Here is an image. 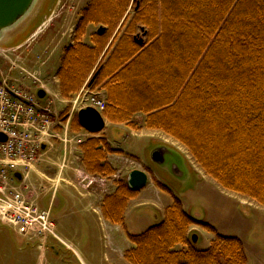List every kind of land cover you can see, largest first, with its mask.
Instances as JSON below:
<instances>
[{
  "label": "trees",
  "instance_id": "obj_1",
  "mask_svg": "<svg viewBox=\"0 0 264 264\" xmlns=\"http://www.w3.org/2000/svg\"><path fill=\"white\" fill-rule=\"evenodd\" d=\"M90 26L98 30L88 45ZM74 36L57 73L63 99L98 72L91 89L105 92L109 122L136 129L134 118L144 115L148 129L184 145L223 189L264 207V0H90ZM70 127L82 130L77 116ZM79 148L88 175L117 174L109 158L123 152L105 136ZM139 193L117 181L103 218L124 227ZM193 226L215 235L208 249L195 248ZM128 238L130 264H247L240 239L191 216L176 197L160 223Z\"/></svg>",
  "mask_w": 264,
  "mask_h": 264
},
{
  "label": "rangeland",
  "instance_id": "obj_2",
  "mask_svg": "<svg viewBox=\"0 0 264 264\" xmlns=\"http://www.w3.org/2000/svg\"><path fill=\"white\" fill-rule=\"evenodd\" d=\"M89 3L90 0H38L28 20L16 31L8 33L1 44L9 49L23 44L20 48L28 55V68L41 70L44 90L49 92L57 110L58 119L54 123V133L56 131L63 134L65 130L70 132L69 119L72 120L78 112L76 107L73 112V102L79 96L96 94L106 102L105 92L99 88L91 89L92 85L89 84L71 100L55 96L58 94L57 73L63 52L74 43L75 26ZM97 30L98 27L90 26L83 42L91 44V36ZM39 56L42 66L33 64ZM103 59L102 57L101 61ZM133 121L136 129L108 123L104 132L98 135L107 137L121 149L137 157L126 155L128 158H123V170L117 172L120 175L105 181L108 182L105 188L107 191L111 188L113 192L116 182L121 179L126 181L135 168L143 170L149 177L145 188L131 200L130 207L134 210L129 213L125 226L104 224L96 217L95 222L91 223L92 226H89L86 219H82L79 210L73 206V202L66 200L62 204V191L58 190L55 197L57 202L54 201L56 205L51 210V216L64 243H60V250L52 257H40L38 264H79L67 250L80 255L88 264H130L124 257V253L133 246L128 234H141L160 223L174 197L181 201L185 212L212 226L220 235L241 239L245 246L247 264H264V207L246 196L223 189L201 169L184 145L162 131L148 129L144 115H137ZM154 144L168 146L174 150L175 157L166 155L163 162H155ZM113 156L116 159L118 157ZM119 161L120 159L118 163ZM37 171L43 173V166L37 168ZM57 171L59 172V168ZM33 179L32 185H40L36 174ZM32 189L28 191V195L34 197ZM68 222H77L79 226L77 229L63 230ZM191 230V238L195 235L198 239L194 243L196 249L206 250L211 246L215 238L213 233L202 226H193ZM177 249H182V246ZM15 252L18 253L17 250ZM28 264H32V261H28Z\"/></svg>",
  "mask_w": 264,
  "mask_h": 264
},
{
  "label": "built area",
  "instance_id": "obj_3",
  "mask_svg": "<svg viewBox=\"0 0 264 264\" xmlns=\"http://www.w3.org/2000/svg\"><path fill=\"white\" fill-rule=\"evenodd\" d=\"M27 56L23 48L0 47V222L45 248L50 239L63 240L51 209L41 208L28 195L26 179L44 147L56 139L58 115L48 91L47 99H38L37 90L44 89L42 72L28 68ZM33 64L42 66L41 57ZM75 107L78 111L91 107L103 114L106 102L96 94L79 96L73 102V112ZM17 172L23 174L21 183L14 178Z\"/></svg>",
  "mask_w": 264,
  "mask_h": 264
},
{
  "label": "crops",
  "instance_id": "obj_4",
  "mask_svg": "<svg viewBox=\"0 0 264 264\" xmlns=\"http://www.w3.org/2000/svg\"><path fill=\"white\" fill-rule=\"evenodd\" d=\"M55 96H61L59 84L58 94ZM104 120L105 127L108 123H111L105 116ZM67 126H69V123ZM55 135L56 139L53 140L51 146L45 147V150L39 158V162L36 164L37 167H33L30 174L27 176L26 184L29 186V190L33 188L32 190L35 197L34 198L30 196L31 199L33 200L34 198L33 201L41 208H50L52 210L56 205L55 203L57 202V198H55L57 196L56 192L60 190V192L62 191V204L66 200L73 202V206L79 210L82 219H86L89 226H92L91 223L95 222V217L98 218V220L100 219L104 224L108 223L103 218L102 204L104 197L107 194L112 193L111 188H109V190L107 191L105 188L108 182L106 183L105 179L88 175L85 172L82 164V156L79 146L83 141L89 138L90 134L85 130L75 132L70 129V132L69 130H65L63 134L55 131ZM106 139L113 148H117L118 150H121L123 152L122 155H118L117 159L114 156L110 158V162L117 169V172H119L121 169L123 170V167H121L122 164H124L123 160L128 158L126 157V155L130 154L121 149L118 145L114 144L107 137ZM62 140L64 143L60 142ZM154 145L155 150L169 149V147L164 144ZM130 156L135 157L134 155ZM118 159H120V163H118ZM42 166L44 168V171L43 173H40L37 171V168H40ZM57 168H59V172L57 171ZM135 169L143 171L139 168ZM35 174L38 176V179L40 181V185L38 186L32 185V180L34 181L33 175ZM61 202H58V205H61ZM130 203L128 204L125 213V221L127 220L129 213H132L134 210L133 207H130ZM71 223L72 224H69L68 222V225L65 226L63 230L78 228L79 223ZM60 246L61 245L59 242L50 239L48 240L46 247L42 248L38 240H30L28 237L20 235L12 227L9 228L3 223L0 224L1 264H28V261H32V264H38L40 257H43V259H47V257H52V255L57 254V250H60ZM15 250H17L19 254L16 253ZM67 252L72 255V258L77 263L88 264L87 261L80 255L76 254L79 257L77 258L74 253L69 252L68 250Z\"/></svg>",
  "mask_w": 264,
  "mask_h": 264
},
{
  "label": "water",
  "instance_id": "obj_5",
  "mask_svg": "<svg viewBox=\"0 0 264 264\" xmlns=\"http://www.w3.org/2000/svg\"><path fill=\"white\" fill-rule=\"evenodd\" d=\"M38 0H0V44L7 38V34L16 31L33 13ZM102 32V29L99 30ZM105 54L103 55V58ZM98 72L90 81V86L95 82ZM39 99L46 98L44 90H39L37 93ZM77 119L83 130L93 135H99L105 129L104 116L93 108H85L78 112ZM3 137L0 135V140ZM161 150H155L153 160L155 162H163L164 156ZM18 183H21L23 177L20 173L14 175ZM128 186L134 191H140L147 185L148 176L145 172L135 170L132 171L127 179ZM197 236L192 237V242H197Z\"/></svg>",
  "mask_w": 264,
  "mask_h": 264
},
{
  "label": "flooded vegetation",
  "instance_id": "obj_6",
  "mask_svg": "<svg viewBox=\"0 0 264 264\" xmlns=\"http://www.w3.org/2000/svg\"><path fill=\"white\" fill-rule=\"evenodd\" d=\"M162 154L164 155V156H166V155H170L172 158H174L175 157V153H174V150H172L171 148H169V149H163V151H162ZM109 179H111L112 180V178H109ZM128 179V178H127ZM122 180V179H121ZM127 184H128V182H127Z\"/></svg>",
  "mask_w": 264,
  "mask_h": 264
},
{
  "label": "bare ground",
  "instance_id": "obj_7",
  "mask_svg": "<svg viewBox=\"0 0 264 264\" xmlns=\"http://www.w3.org/2000/svg\"><path fill=\"white\" fill-rule=\"evenodd\" d=\"M62 243H64V241Z\"/></svg>",
  "mask_w": 264,
  "mask_h": 264
}]
</instances>
